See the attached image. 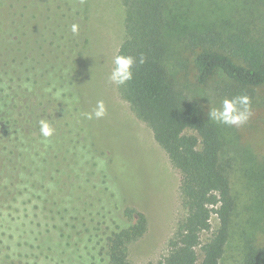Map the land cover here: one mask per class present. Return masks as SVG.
<instances>
[{
    "label": "trees",
    "instance_id": "1",
    "mask_svg": "<svg viewBox=\"0 0 264 264\" xmlns=\"http://www.w3.org/2000/svg\"><path fill=\"white\" fill-rule=\"evenodd\" d=\"M122 1L125 37L115 55H131L137 64L133 79L118 89L179 175L183 212L158 264H218L235 200L218 126L182 89L180 75L192 69L195 82L204 84L220 74L231 82L222 90L226 95L251 97L264 85L262 28H179L172 0ZM257 5L254 17L263 19L264 0ZM85 22L87 0H0V209L23 215L18 244L1 237L10 249L0 264H132L127 246L146 229L142 212L121 209L116 200L101 215L95 211V201L104 200L95 183L109 177L76 120H83L75 64L86 43ZM173 38L192 55L190 65L175 47L169 61ZM41 118L49 120L52 136L41 135ZM46 245L51 253H44ZM11 247L19 254L10 255ZM243 264H264V245H250Z\"/></svg>",
    "mask_w": 264,
    "mask_h": 264
},
{
    "label": "rangeland",
    "instance_id": "2",
    "mask_svg": "<svg viewBox=\"0 0 264 264\" xmlns=\"http://www.w3.org/2000/svg\"><path fill=\"white\" fill-rule=\"evenodd\" d=\"M258 1L172 0V4L173 11L178 10L179 28L183 25L203 28L212 24L218 28L243 26L262 28V32L256 31L264 36V18L254 17L259 13ZM124 16L122 0H87V22L83 27L86 43L75 64V93L83 120H76L84 124L93 142L94 155L99 164L104 160V170L109 177L102 185L95 183L104 197L103 205L95 201V211L101 215L103 206L106 209V205L116 200L121 209L129 207L142 212L146 229L127 246V256L132 264H158L167 253V240L183 212L179 175L153 139L149 127L136 117L129 103L121 97L118 86L108 80L112 60L125 37ZM176 41L173 38L170 42L173 48L169 61H174L175 47L181 52L182 62L190 65L192 55L183 44L175 45ZM191 70L182 69L180 86L203 106L209 118L210 108H219L223 99L234 97L222 91L231 82L216 74L206 83L198 84ZM250 99L252 115L245 125L237 128L214 122L222 141V165L235 200L225 251L218 264H243L250 245H264V85L255 87ZM101 100L106 106V115L100 119L87 118L86 114L93 112ZM1 208L0 257L3 259L8 255L5 250L10 247L1 237L13 238L18 244V239L23 237V215L14 207ZM2 216L5 218L1 219ZM211 225L212 230L217 226L214 215ZM43 240L38 244H43ZM47 246L44 253H51ZM11 250L10 255L19 254L18 250ZM1 264H6V259Z\"/></svg>",
    "mask_w": 264,
    "mask_h": 264
},
{
    "label": "clouds",
    "instance_id": "3",
    "mask_svg": "<svg viewBox=\"0 0 264 264\" xmlns=\"http://www.w3.org/2000/svg\"><path fill=\"white\" fill-rule=\"evenodd\" d=\"M73 34H78V25L73 24L71 28ZM139 64L145 62V57H139ZM113 67L108 75L110 83L116 86L126 85L133 79V67L137 64V58L131 55L117 54L112 60ZM87 118H103L106 115V106L104 102L98 101L93 112L87 113ZM251 99L248 95H238L231 98H225L219 108H210L208 111L209 120L218 124L241 127L245 125L251 117ZM40 133L43 137H50L54 133L47 118H41L39 121Z\"/></svg>",
    "mask_w": 264,
    "mask_h": 264
}]
</instances>
